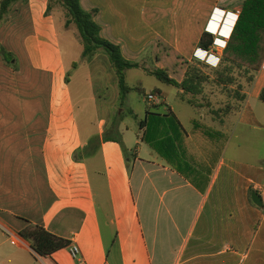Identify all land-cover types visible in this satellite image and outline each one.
<instances>
[{
    "label": "crops",
    "instance_id": "0c3cea01",
    "mask_svg": "<svg viewBox=\"0 0 264 264\" xmlns=\"http://www.w3.org/2000/svg\"><path fill=\"white\" fill-rule=\"evenodd\" d=\"M244 1L80 0L85 11L98 10L102 37L119 45L127 60L179 67L197 60L212 68ZM48 2L17 4L0 28V45L14 57L6 64L0 55V264H264V207L251 196L256 191L264 202V168L228 155L239 126L264 130L250 102L260 101L264 70L244 90L241 109L235 95L217 86L205 87L197 107L176 88L190 113L156 87L162 96L149 102L153 109L137 114L120 101L117 79L115 88L103 85L99 97H90L84 131ZM206 32L214 38L209 51L199 46ZM105 55L102 61L110 62ZM170 75L178 82L185 77ZM58 78L65 100L57 99ZM125 110L138 123L148 112L175 116L183 130L159 124L149 144L146 128H139L133 141ZM30 225L76 244L79 258L70 245L37 255L20 237Z\"/></svg>",
    "mask_w": 264,
    "mask_h": 264
},
{
    "label": "trees",
    "instance_id": "16d2710c",
    "mask_svg": "<svg viewBox=\"0 0 264 264\" xmlns=\"http://www.w3.org/2000/svg\"><path fill=\"white\" fill-rule=\"evenodd\" d=\"M48 1L47 15L54 13L56 6H59L65 11V26L69 28L74 25L78 30L84 47V58H93L101 49L108 55L110 63L116 71L120 98L122 101L133 91L141 93L145 98L149 95L162 96V91L158 89L153 90L151 94L147 95L142 88L128 85L126 81V71L139 69L141 65L127 60L119 45L101 36V27L95 20L98 14L97 9L91 12L85 11L80 0ZM27 2L28 0H0V28L8 22L9 15L17 4H25ZM238 10L239 18L223 52L221 62L219 66L215 68L212 76L211 74H206L202 70L203 64L197 60L189 64L185 71V77L181 82L172 78L170 71L165 68L149 70L147 71L148 74L166 85L182 90L184 95H191L193 100H189L188 103L195 107H197L195 99L204 93L206 86H217L227 93L229 97L231 94L235 95L239 102V109H241V105L246 101L247 95L244 93L245 86L241 84L240 81L241 79L246 80L249 85L248 88L250 89L264 62V0H245ZM213 44L214 38L212 34L209 32L204 33L200 40V49L209 51ZM0 55L3 57L6 64H12L14 57L7 54L6 50L1 45ZM204 67L206 68L207 66ZM237 71H239V74ZM66 82L69 83V76H67ZM259 100L264 103V88L259 96ZM163 118L168 121H170L171 118L176 119L175 116L172 117L170 115L164 116ZM163 118L160 115L148 112L146 119L139 123L140 130L145 128L147 130L144 136V140L147 143H155L156 139L153 140V131L160 127L159 124L163 123ZM160 119L163 121L161 122ZM175 121L178 128L183 130L180 123L177 120ZM115 127H117V124H114V128H112L111 131H113ZM164 137L168 136L165 135ZM104 139L106 140L107 138ZM166 141L167 138L164 142ZM119 143H121V141H119ZM74 158L80 160L77 154ZM20 237L28 241L33 251L40 257H49L70 245L68 240L53 235L46 229L34 225H30L24 229L20 233Z\"/></svg>",
    "mask_w": 264,
    "mask_h": 264
},
{
    "label": "rangeland",
    "instance_id": "374dc122",
    "mask_svg": "<svg viewBox=\"0 0 264 264\" xmlns=\"http://www.w3.org/2000/svg\"><path fill=\"white\" fill-rule=\"evenodd\" d=\"M85 6L86 4L84 3L82 7L85 9ZM53 15L55 17L59 31L60 41L64 54V60L70 79V84H69L70 90H71V94L74 97V102L76 106L75 108L76 113L80 121L82 130L84 129V131H86L88 124L86 104L90 102V97L92 95H95V97H99L102 89L101 86L106 85L109 87V89L111 90L113 89L115 85V80L117 81L116 71L114 70L110 62L102 61L101 56L106 54L103 49L97 52V54H99L97 55V57L96 56H94L93 58L83 57L84 47L82 45L79 32L74 25L69 28L65 26L66 16L64 9H62L59 6H56ZM7 23H5L4 25H6ZM168 54L170 59L173 58L171 53ZM105 58L109 60L107 54L105 55ZM164 58L165 57L163 56L160 57V59H164ZM193 62L180 64V67L173 63H165V62L144 63L141 65L139 69H132L126 71V81L128 85L131 87H139V88L141 87L147 95H149L150 92H152L156 87H160L164 91H166V93L169 95L171 104L177 105L178 103L181 102L177 99L178 90L175 87L166 85L158 81L155 77L145 74H148L147 71L153 70L155 68L168 69L170 73L174 75L185 74V71L188 68L189 64H192ZM202 64H203L202 70L206 74H211L212 76V74H214L215 68L207 66L204 63ZM204 66L207 67L205 68ZM237 72L239 74V71ZM99 74H107L105 76V81L101 77L99 79ZM240 82L245 86V89H249L248 88L249 85L247 84L246 80L241 79ZM66 91L67 90L63 85L61 78H58L57 91H56L57 99L65 100L67 96ZM143 97L144 96L141 93L137 91H133L126 96L125 103L133 107L135 113L137 114H140V111L138 110L139 108L142 109L143 111H145L148 108L151 111L153 107L148 106L150 101L145 97L144 98L146 101H143L144 99ZM250 102L252 104V107L255 108L258 106L256 108V113H255L257 114L258 118L264 119V112L261 111L264 110L261 107L264 106V103H262L261 101H253V100ZM181 104L183 105V103ZM183 106H185L183 109H185L186 111L189 110L188 111L189 113L193 112V110L187 107V105H183ZM181 113L184 112L181 111ZM120 114H121L120 112L119 114L116 113V117L119 116ZM141 115H142L141 117H143L144 112H142ZM123 117L122 118L124 119L123 121H125V125H127L130 129V132L127 134V138L136 141L140 133L138 119L136 120V118L134 119L131 116H129L128 111L126 110H125V115ZM163 120L164 121L161 124V126H164L167 128V130L173 132L174 127L177 126V123L175 121L176 119L171 118L170 121L166 119ZM165 135L168 136L167 134ZM170 135H172V133ZM239 135H240V139L232 144L231 148L228 151V155L232 157H236L237 159L243 160L256 167L264 168V130H260V129L257 130V129H253L252 127H246L241 125L239 126ZM114 136H117V134H115ZM177 150L178 151L177 152L175 151V153H177V155L181 157L182 155L181 148H177ZM142 210L143 207L141 208V211Z\"/></svg>",
    "mask_w": 264,
    "mask_h": 264
},
{
    "label": "built area",
    "instance_id": "2783aa9c",
    "mask_svg": "<svg viewBox=\"0 0 264 264\" xmlns=\"http://www.w3.org/2000/svg\"><path fill=\"white\" fill-rule=\"evenodd\" d=\"M263 70H264V62L262 64V67H261V70L260 71H263ZM147 99L150 102H155L156 101V97L154 95H149L147 97ZM70 252H71V255H72V257L74 259H78L79 258V256H80V248L76 244H71L70 245Z\"/></svg>",
    "mask_w": 264,
    "mask_h": 264
},
{
    "label": "water",
    "instance_id": "95a60500",
    "mask_svg": "<svg viewBox=\"0 0 264 264\" xmlns=\"http://www.w3.org/2000/svg\"><path fill=\"white\" fill-rule=\"evenodd\" d=\"M251 196H252L253 203L257 207H259V208H263L264 207L263 199L261 198V196L256 191H253Z\"/></svg>",
    "mask_w": 264,
    "mask_h": 264
},
{
    "label": "snow or ice",
    "instance_id": "6c2138e0",
    "mask_svg": "<svg viewBox=\"0 0 264 264\" xmlns=\"http://www.w3.org/2000/svg\"><path fill=\"white\" fill-rule=\"evenodd\" d=\"M232 19H234V17H230V21H231ZM210 30H213V31H214V28H213V29H210ZM227 33H228V29L225 30L224 35H227ZM217 43H220V42L217 41ZM213 62H214V61H213Z\"/></svg>",
    "mask_w": 264,
    "mask_h": 264
},
{
    "label": "clouds",
    "instance_id": "9594fccd",
    "mask_svg": "<svg viewBox=\"0 0 264 264\" xmlns=\"http://www.w3.org/2000/svg\"><path fill=\"white\" fill-rule=\"evenodd\" d=\"M234 19H235V17H234ZM217 64H218V60L214 61L212 66L215 67V66H217Z\"/></svg>",
    "mask_w": 264,
    "mask_h": 264
}]
</instances>
